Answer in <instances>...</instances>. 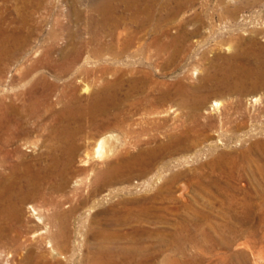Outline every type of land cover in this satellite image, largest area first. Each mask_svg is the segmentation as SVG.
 I'll return each instance as SVG.
<instances>
[{
    "label": "rangeland",
    "instance_id": "obj_1",
    "mask_svg": "<svg viewBox=\"0 0 264 264\" xmlns=\"http://www.w3.org/2000/svg\"><path fill=\"white\" fill-rule=\"evenodd\" d=\"M134 1L0 0V102L25 111L0 178L26 159L58 186L23 205L0 264H264V0ZM110 7L119 27H98ZM112 82L111 120L87 111ZM181 91L206 100L191 146L174 142L194 123ZM74 101L83 117L64 123ZM66 133L81 150L63 181Z\"/></svg>",
    "mask_w": 264,
    "mask_h": 264
},
{
    "label": "bare ground",
    "instance_id": "obj_2",
    "mask_svg": "<svg viewBox=\"0 0 264 264\" xmlns=\"http://www.w3.org/2000/svg\"><path fill=\"white\" fill-rule=\"evenodd\" d=\"M122 1V0H121ZM107 2V1H106ZM124 2V1H123ZM110 3V2H109ZM108 3V4H109ZM122 3V2H121ZM125 3V2H124ZM140 1L135 0L134 6L135 11L138 13H144L143 11L146 10L144 8H139L138 4ZM142 4V2H141ZM129 5V6H128ZM127 7H131V3L128 4ZM105 7V6H104ZM99 8V7H98ZM111 8V7H110ZM105 8L103 14V18H100V21L98 23V27L100 28H116L119 27L121 20L115 19L112 15L113 8ZM110 9V10H109ZM144 9V10H143ZM99 11H102L101 9ZM142 15V14H141ZM102 16V15H101ZM136 23L142 26H145L148 22V19H142L139 17H135ZM234 61V57L231 58ZM70 67L64 69L65 71L69 70ZM27 76V74H26ZM25 76V77H26ZM245 76L244 69L239 66L231 65L230 68L227 71V77L231 79H235L237 83H241L243 81V78ZM115 83V82H114ZM118 86L120 85V81H116ZM115 88V89H114ZM88 88L86 89V91ZM117 88L115 87V84H109L107 87H105L101 93L104 94L101 96L98 100H93V105L91 107H87L86 110L90 112H95L97 108H99L106 117H108L111 120V116H108L111 109H117V104H113L112 98L107 95V93L112 92L113 94H116ZM168 92V91H167ZM182 98H180V102L178 103L181 106H184L186 108L191 109V116L192 119H194V123L192 126H189L188 128L184 129L182 128V132L180 134L175 135L174 142H176L178 145H183L185 141H188L190 146L194 145V131L196 128V118H194V110L196 107L201 106L205 103L204 98H199L196 95L195 96H188L185 94V92H180ZM106 94V95H105ZM162 99L168 100L170 99L169 94L162 95ZM256 102H258V99H256ZM38 101L33 98L30 106L27 108L29 110L30 116H35V110L38 105ZM113 104V105H111ZM113 106V107H110ZM215 106L219 109L221 106V103L219 101L215 102ZM0 107H2L1 115H0V143H5V140L8 141V144L10 141L15 139L18 135L20 137L22 135V131L18 129L17 126H22L21 117L22 114L25 112L22 110V106L17 105L14 102H10L8 104H5L3 102H0ZM82 107L77 103L76 101L73 102V104H70L67 106L64 117V123L69 121L70 118L73 120L79 121L82 119L83 115H81ZM94 116V115H92ZM108 118L106 120H108ZM109 120V121H110ZM16 127V128H15ZM18 129V130H17ZM21 132V133H20ZM67 134V133H66ZM75 135L73 134H67L66 139L71 140L67 143L66 146V154H67V160L63 161L61 158H57L56 156V149L52 148L49 151V154L52 157V160L55 159H61L65 163V170L58 176L61 180L66 181L68 179L69 175V168L71 167V162L74 161V158L78 155V153L81 150V147L74 144L75 143ZM58 136L59 138L63 136V134L59 130L52 131L49 139L54 140ZM70 145V146H69ZM175 148V147H174ZM6 149V148H5ZM19 150L16 149L14 152H18ZM115 146L113 141V136L108 134L102 136L97 142L95 146V157L98 159H104L109 158L110 156H114L115 154ZM0 153L3 155L0 157V167L6 166V163L10 161V158L13 156V152L10 150H2ZM120 160V159H119ZM56 161V160H55ZM56 163H58L56 161ZM121 163V162H120ZM118 164V163H117ZM115 167V165L111 164L110 168L106 171L100 172L97 176L96 184L101 185L103 183H107L108 181L112 180L113 175H111L110 171ZM42 169V168H41ZM37 167H35V164L26 161L24 159L23 161H19L17 163H14L11 165L10 170L11 172L8 175H5L4 173L1 174L0 178V241L3 240H14L16 241V237L14 236H7L6 232H13L17 230L18 224L23 223V216H24V210L23 205L29 201L35 200L39 195L44 193V190H47V192L55 191L58 189V186L54 183V173L52 167L46 166L43 168V171ZM16 234V233H15ZM18 240V239H17Z\"/></svg>",
    "mask_w": 264,
    "mask_h": 264
}]
</instances>
